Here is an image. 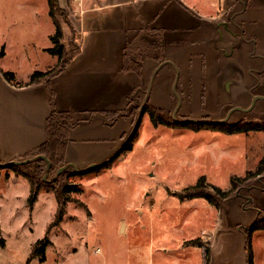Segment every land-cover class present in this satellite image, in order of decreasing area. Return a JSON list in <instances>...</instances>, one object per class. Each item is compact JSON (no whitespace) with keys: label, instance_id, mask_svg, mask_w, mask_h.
Listing matches in <instances>:
<instances>
[{"label":"rangeland","instance_id":"obj_1","mask_svg":"<svg viewBox=\"0 0 264 264\" xmlns=\"http://www.w3.org/2000/svg\"><path fill=\"white\" fill-rule=\"evenodd\" d=\"M231 1L238 2L226 15L233 23L234 11L245 0ZM72 2L69 0V7L77 8L78 2ZM45 4L46 0H0V70L2 76L12 77V81L7 78L8 82L25 84L34 71L57 63V57L47 52L52 46L47 34L54 35L56 29L43 11ZM63 10L56 19L62 31L60 43L70 57L78 42L68 12ZM234 27L230 26V30L239 33ZM164 68L154 76L144 107L158 111L171 122L176 106L172 91L175 70L167 75ZM261 70L253 74L249 101L241 107H248L252 96L264 95ZM151 74L146 75L142 89L131 92L122 112L131 116L133 125ZM176 91L179 92L177 85ZM230 108L206 119L224 118ZM93 109V105L76 113L55 109L47 124L50 135L59 132L64 142L65 126L85 123L84 117L96 114ZM106 116L108 119L110 114ZM176 118L184 119L179 110ZM224 124H257L261 128L228 135L209 129L195 132L165 125L153 127L144 113L130 149L121 152L107 167L87 170L88 166H71L63 161L59 148L51 154L47 152L49 160L43 155V160L17 164L18 172L33 175L44 189L48 187L51 196L56 191L60 194L64 186H77L81 192L66 196L87 209L68 202L63 220L48 234L52 244L45 250L46 260L34 259L29 264H205L208 242V264H248L249 255L253 264H264V230L253 231L248 240L252 225L264 220V172L235 181L231 188L232 176L244 177L246 172L256 170L264 158V100L256 101L247 112H233ZM28 159L31 158L16 161ZM202 176L207 185L202 191L215 205L204 197L180 201L176 194L195 185ZM212 187L229 192L219 198ZM3 195L0 192V224L5 226L7 245L0 247V264H25L24 257L31 244L44 237L55 208L45 202L32 215V231L24 227L15 233L10 225L23 223L22 209L19 203L7 202Z\"/></svg>","mask_w":264,"mask_h":264},{"label":"crops","instance_id":"obj_2","mask_svg":"<svg viewBox=\"0 0 264 264\" xmlns=\"http://www.w3.org/2000/svg\"><path fill=\"white\" fill-rule=\"evenodd\" d=\"M68 2L59 0V5L68 12L78 44L61 69L31 85L9 83L0 70L2 164L57 148L63 161L75 167L107 160L133 126L131 116L122 113L129 95L142 89L159 62L170 61L178 69L184 118L206 119L225 108L246 106L253 74L257 69L264 73V0H245L233 13L235 27L226 16L238 6L231 0H79L77 8ZM43 11L48 15L47 0ZM162 68L167 75L174 73L170 64ZM92 105L96 114L84 117L83 124L68 125L64 142L59 132L50 135L47 124L55 109L76 113ZM10 170L0 166V192L7 202L20 204L23 218L10 228L31 232L32 215L45 202L56 210L55 195L41 188L29 210L30 184ZM4 229L0 224L2 248L7 245ZM31 246L25 264L34 260L27 262Z\"/></svg>","mask_w":264,"mask_h":264},{"label":"trees","instance_id":"obj_3","mask_svg":"<svg viewBox=\"0 0 264 264\" xmlns=\"http://www.w3.org/2000/svg\"><path fill=\"white\" fill-rule=\"evenodd\" d=\"M47 6H48V15L51 18V20L53 22V25L55 26V29H56L55 30V34L50 37V40L52 42V46L47 49V52L50 53L51 55L57 57V63L54 66H52L51 68L47 69V70L34 71L33 73H31L28 82H26L24 85H31V84L43 81V80L51 77L52 75L57 73V71H59L61 69V67L69 59V57H68V55H67V53L65 51L64 46L60 43V40H61V37H62V31H61L59 23H58V21L56 19L57 14L58 13H63L64 10L60 7L59 0H47ZM9 75L12 76V74H9ZM7 78L8 77H6V76L4 77V79L6 81H7ZM11 78L10 79L8 78V80L12 81ZM11 81L9 83H12ZM17 85H22V84H17ZM143 111H144V113L148 114L149 120H150V122H151L153 127H157L158 125H165V126H168V127L188 128V129H191L193 131H200V130H203V129H209V130H212V131H219V132H222V133H225V134H228V135L237 134V133H244V132L246 133V132H248L250 130H259L261 128V126L257 125V124H224V123H222V124L182 123L181 124V123H176L174 121H171V122L167 121L165 118H163L161 116V114L158 111H156V110H154L152 108L144 107ZM53 115H55L54 112H53L52 116ZM51 119H52V117L49 119V122L51 121ZM68 125H66L65 128ZM135 134H136V132H135ZM133 136L126 143V145L122 148L121 152H124V151L130 149L131 140H132ZM40 155H44L49 160L47 154L34 153L31 157H29V158H31L30 162L31 161H35L37 158L42 159V158L39 157ZM113 160L107 162L102 167H107L109 164L112 163ZM16 165H17V163H16V161H14L13 164H9V168L15 174H21L22 176H24L28 180V182L30 184V193H29L28 198H27V206H28L29 210H31L34 202L36 201V198H37V195L39 193V190L41 188H43V185H41L38 182L37 178H35L33 175L27 174V173L18 172L16 170V168H15ZM96 169H98V168H96ZM92 170H94V169H92ZM263 172H264V158L259 161L256 170L246 172L244 177L237 178L235 176H232L231 177V188L235 187V181H243V180L245 181V180L249 179L252 176H258V175L262 174ZM205 182H206V179H205L204 176H202V177H200L198 179V181H197V183L195 185L186 187L185 189H183V191L181 193L176 194V196L179 198L180 201H183L185 199L202 198V197H204V198H206L208 200V202L211 205H215V203L212 200V198L210 196H208L207 193L202 191L203 187H207ZM212 189L215 191V193L218 195L219 198L223 197L224 195H226V193L229 192L228 190L227 191H222V190H220L217 187H212ZM73 191L81 192V190L78 189L77 186H71V185L64 186L61 189V193L60 194L56 193L57 191L55 192V199H56L57 206H56V210H55V213H54L53 220L48 224V226H46L44 237L41 238V239L36 240L32 244L31 252H30V255L28 256L27 262H29L31 259H38V261H40V262H43L45 260V250H46V248L48 246L51 245V241H50V239L48 237V234H49V232H50L52 227L58 226L60 224V222L63 220V217H64L65 212H66V210H65L66 209V204L68 202L71 201V202H75V203L80 204L82 207L84 206L78 200H74V199H71L68 196H66L67 193H70V192H73ZM83 208H85V207H83ZM255 230H264V220H262V221H260L258 223L255 222L252 225L251 232L248 233V240L249 241H250L251 233L253 231H255ZM3 246H4V240L0 236V247H3ZM199 246H201V244H199ZM209 246H210V243L208 242L206 250H205V256H206V263L205 264H208L207 260H208V256H209V252H210V250H209L210 247ZM248 264H253V261H252V258H251L250 255L248 257Z\"/></svg>","mask_w":264,"mask_h":264},{"label":"water","instance_id":"obj_4","mask_svg":"<svg viewBox=\"0 0 264 264\" xmlns=\"http://www.w3.org/2000/svg\"><path fill=\"white\" fill-rule=\"evenodd\" d=\"M165 64H170L172 65V67L174 68L175 70V76H174V80H173V83H172V91H173V94L174 96L176 97V106L172 112V120L176 123H200V124H222V123H225L229 116L233 113V112H236V111H241V112H247L249 111L250 109H252V107L254 106L255 102L258 101V100H264V95H254L252 96L251 98V103L248 107L246 108H243V107H240V106H234L232 108L229 109V111L227 112L226 116L224 118H221V119H192V118H184V119H177L176 118V114L180 108V105H181V98L179 96V94L177 93L176 91V85H177V81H178V69L177 67L172 64V62L170 61H163L161 62L152 72V74L150 75V78H149V82H148V86H147V89H146V92H145V96H144V99H143V102H142V105H141V110L137 116V119L128 135V137L126 138V140L123 142V144L116 150V152L110 156V158H108L106 161H103V162H100V163H92L88 166L87 170H91V169H96V168H100L102 167L104 164H106L107 162L113 160L116 156L119 155V153L121 152L122 148L126 145V143L131 139V137L135 134V132L137 131V128H138V125L141 121V117L143 116L144 114V105L147 101V98H148V95H149V92L151 90V87H152V83H153V79H154V76L156 75V73L158 72V70ZM43 157V155H41V158ZM44 159L45 156L43 157ZM30 162V159L28 160H25V161H22V162H17V164H25V163H28ZM6 165H9V164H0V166H6ZM71 166H73L72 164H69ZM75 167V166H74ZM49 169V163H47V167H46V170L48 171ZM63 169V168H62ZM61 169V170H62Z\"/></svg>","mask_w":264,"mask_h":264},{"label":"built area","instance_id":"obj_5","mask_svg":"<svg viewBox=\"0 0 264 264\" xmlns=\"http://www.w3.org/2000/svg\"><path fill=\"white\" fill-rule=\"evenodd\" d=\"M73 1H79V0H73Z\"/></svg>","mask_w":264,"mask_h":264}]
</instances>
